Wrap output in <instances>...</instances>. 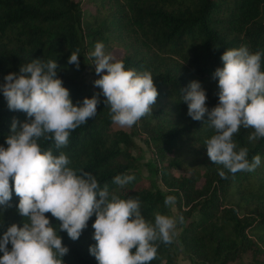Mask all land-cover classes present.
I'll return each instance as SVG.
<instances>
[{"label": "trees", "instance_id": "obj_1", "mask_svg": "<svg viewBox=\"0 0 264 264\" xmlns=\"http://www.w3.org/2000/svg\"><path fill=\"white\" fill-rule=\"evenodd\" d=\"M83 3L92 7L85 22ZM85 37L109 46L107 54L120 51L117 58L111 56L113 62L123 61L125 70L152 74L158 92L152 114L129 130L116 128L101 95L96 115L70 133L66 147L57 149L53 140L40 139L42 150L64 153L70 168L91 172L101 187L107 184L122 199L139 198L146 221L154 223L156 214L170 216L171 205L164 200L173 196L178 242L192 264H229L244 255L264 264V138L249 141L253 130L241 128L233 137L237 150L246 147L249 162L259 155L261 164L251 172L228 173L207 156L205 141L215 134L207 116L193 120L182 100L190 82L199 81L206 107L218 104L213 73L223 67L225 50L247 46L260 52L264 71V0H0V85L8 73H18L34 59L55 60L57 77L79 106L94 94L83 76L89 63ZM72 52L80 56L78 69L68 63ZM13 118L18 127L29 119L9 110L0 92V146L7 147ZM136 137L153 151V171L164 189L138 169L132 153ZM117 175L135 179L119 188L113 183ZM18 202L13 191L11 206H0V236L12 224L26 222L18 214ZM46 216L58 228L59 221ZM94 220L95 215L76 241L58 231L69 249L64 264H97L89 253L95 244ZM156 243L157 257L150 264L170 263L174 242Z\"/></svg>", "mask_w": 264, "mask_h": 264}, {"label": "clouds", "instance_id": "obj_2", "mask_svg": "<svg viewBox=\"0 0 264 264\" xmlns=\"http://www.w3.org/2000/svg\"><path fill=\"white\" fill-rule=\"evenodd\" d=\"M88 56L94 58L99 78L93 86L100 92L85 97L79 106L73 104L69 90L57 77L55 60L44 63L34 59L20 66L18 73H8L0 85L9 110L29 118L19 127L13 118L5 138L7 147L0 146V206H11L14 191L19 197L18 214L26 218L22 226L12 224L0 236V264H64L62 257L69 249L58 231L76 241L93 215L95 244L89 246V253L97 264H150L157 257V241L174 242L176 218L156 214L154 223L146 221L139 198H120L107 184L101 187L91 172L81 169L78 174L70 168L64 153L55 156L38 143L40 139L53 140L57 149L66 147L70 133L96 115L101 95L112 122L119 127L130 128L152 114L158 92L149 71L125 70L123 61L113 62L114 58L105 54L102 42H97ZM79 57L72 52L68 63L78 69ZM220 58L223 67L213 73L218 81V104L211 110L206 107V92L199 81L190 82L182 100L193 120L207 116L214 130L205 141L210 161L233 175L251 172L261 164L260 156L249 162L248 149L237 150L233 137L244 128L253 130L249 141L264 138L261 53L240 46L225 50ZM219 175L228 178L224 171ZM134 179L132 175H117L113 183L123 188ZM174 203L173 196L164 200L165 206ZM46 213L59 221L58 228ZM179 222H183L182 217Z\"/></svg>", "mask_w": 264, "mask_h": 264}, {"label": "rangeland", "instance_id": "obj_3", "mask_svg": "<svg viewBox=\"0 0 264 264\" xmlns=\"http://www.w3.org/2000/svg\"><path fill=\"white\" fill-rule=\"evenodd\" d=\"M92 12V7L87 4V3H83V21L85 22L88 16V13ZM85 40L87 42V47H86V55L88 57V61L89 63L87 64L83 76H84V80L87 83V86L89 88V90L93 93H97L100 91V89L95 88L93 86V81L95 79H98L99 76L95 73V66L93 65V59H89L88 54L92 51H94L95 49V43H91L90 39L88 37H85ZM104 51L105 54L108 53L109 51V46L104 45ZM120 54V51L118 50H113L111 52V55L115 58H117ZM116 128H122L119 127L117 125H114ZM123 129L125 130H129V127H123ZM135 146L132 149V153L134 156L137 157L138 159V169L140 170L141 174L143 175V177H145L147 179V181L153 182L155 183L157 186L161 187L164 189L159 176H157L154 171H153V165H154V154L153 151H151L150 147L143 142V140L139 137L135 138ZM147 182V183H148ZM175 212H176V208L174 207V205L172 204L170 206V217H174L175 218ZM180 232V228L177 226L176 227V235L174 237V255H173V259L170 263L168 264H192L190 261V258L187 256V254L185 253V251L183 250L182 246L179 244L178 242V235ZM229 264H256L252 258H250L247 255H244L238 259H236L235 261L230 262Z\"/></svg>", "mask_w": 264, "mask_h": 264}]
</instances>
